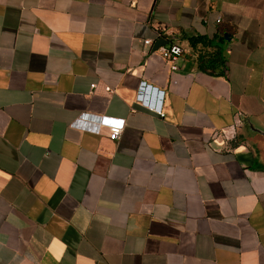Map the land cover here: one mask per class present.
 <instances>
[{
  "label": "crops",
  "instance_id": "1",
  "mask_svg": "<svg viewBox=\"0 0 264 264\" xmlns=\"http://www.w3.org/2000/svg\"><path fill=\"white\" fill-rule=\"evenodd\" d=\"M0 264H264V0H0Z\"/></svg>",
  "mask_w": 264,
  "mask_h": 264
},
{
  "label": "built area",
  "instance_id": "2",
  "mask_svg": "<svg viewBox=\"0 0 264 264\" xmlns=\"http://www.w3.org/2000/svg\"><path fill=\"white\" fill-rule=\"evenodd\" d=\"M143 43L150 46L152 41L151 39H144ZM157 50L161 57L169 64L171 70L178 69V62L184 53V48L180 44L176 42H167L166 44L159 46ZM94 86V83L91 84V87ZM105 89L111 91L110 87H105ZM146 107L160 116H164V112L161 108L154 105H146ZM89 116L91 115L88 113H81L72 125L81 127L93 133H99L101 127H106L108 130V138L110 140H115L119 137L124 126V119L109 116H96L94 117L96 119L95 123L87 124L85 118H88Z\"/></svg>",
  "mask_w": 264,
  "mask_h": 264
},
{
  "label": "trees",
  "instance_id": "3",
  "mask_svg": "<svg viewBox=\"0 0 264 264\" xmlns=\"http://www.w3.org/2000/svg\"><path fill=\"white\" fill-rule=\"evenodd\" d=\"M220 38H222V37H220ZM198 42H202V43L210 42L211 43V41H209L203 37H189L188 38V44L191 47L196 46ZM211 55L212 56L209 57V60L206 61L208 63H206L204 68L210 69L211 71H209V72L213 75L222 74L221 66L223 65V62H224L223 51L217 49ZM202 68H203V66H202Z\"/></svg>",
  "mask_w": 264,
  "mask_h": 264
},
{
  "label": "water",
  "instance_id": "4",
  "mask_svg": "<svg viewBox=\"0 0 264 264\" xmlns=\"http://www.w3.org/2000/svg\"><path fill=\"white\" fill-rule=\"evenodd\" d=\"M224 36L227 38V34H224ZM166 43H167V40L162 38V41H159L158 43H156L155 49L158 48L159 45L166 44Z\"/></svg>",
  "mask_w": 264,
  "mask_h": 264
}]
</instances>
